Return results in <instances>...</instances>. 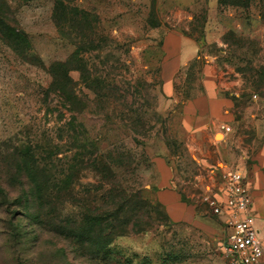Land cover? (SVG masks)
I'll list each match as a JSON object with an SVG mask.
<instances>
[{
  "label": "rangeland",
  "instance_id": "rangeland-1",
  "mask_svg": "<svg viewBox=\"0 0 264 264\" xmlns=\"http://www.w3.org/2000/svg\"><path fill=\"white\" fill-rule=\"evenodd\" d=\"M221 1L0 0V264H229L227 225L160 78L163 36L195 39L202 62L233 82L231 160L249 163L243 146L264 133L249 117L264 92V0ZM181 80L193 94L195 77ZM158 157L196 206L192 220L158 205ZM56 174L48 198L42 184Z\"/></svg>",
  "mask_w": 264,
  "mask_h": 264
},
{
  "label": "crops",
  "instance_id": "crops-1",
  "mask_svg": "<svg viewBox=\"0 0 264 264\" xmlns=\"http://www.w3.org/2000/svg\"><path fill=\"white\" fill-rule=\"evenodd\" d=\"M175 1L183 3V0ZM190 1L193 0H185V3ZM161 48L162 91L171 112L180 118L184 151L197 166L195 178L204 184L207 199L222 198L223 172L228 169L241 172L252 200L254 225L264 245V133L260 145L255 134L253 141L243 146L249 163L234 164L231 153L238 137L234 129L238 122L235 115L238 98L226 92L233 82L217 66L202 62L198 44L192 37L168 32L162 38ZM188 75L196 80L193 94H188L191 87L185 84L182 88L177 86L183 78V82H187ZM255 99L249 107L250 125L262 128L264 92ZM217 135L222 137L218 139ZM155 161L159 171L155 199L163 205L172 222L192 220L198 214L197 208L175 186L171 164L164 157H158ZM221 217L224 219V216Z\"/></svg>",
  "mask_w": 264,
  "mask_h": 264
},
{
  "label": "built area",
  "instance_id": "built-area-1",
  "mask_svg": "<svg viewBox=\"0 0 264 264\" xmlns=\"http://www.w3.org/2000/svg\"><path fill=\"white\" fill-rule=\"evenodd\" d=\"M221 190L223 197H210L207 205L212 214L224 216L228 228L223 254L229 264H264V245L254 225L252 200L241 172H223Z\"/></svg>",
  "mask_w": 264,
  "mask_h": 264
},
{
  "label": "trees",
  "instance_id": "trees-1",
  "mask_svg": "<svg viewBox=\"0 0 264 264\" xmlns=\"http://www.w3.org/2000/svg\"><path fill=\"white\" fill-rule=\"evenodd\" d=\"M222 2L223 1L218 0V3H222ZM66 77H67V75H66ZM20 152L21 153H19L18 156H20L21 159L23 158L22 161H25V162L28 161L29 164H34L35 163V160L33 158V154L30 151V148L28 149V148L24 147V149L22 151H20ZM59 182H61V177L58 174H56L55 176L53 175L52 179L50 180V182H48V184L46 182L44 184L41 183L42 185H44L42 187H45V195L48 198H50V197H52L54 195V191H55L54 187H56ZM33 191H35V190H33ZM33 191L30 190V192L28 194V199L30 197V194H32ZM157 203H158L159 206L163 207V205L161 203H159L158 201H157ZM166 216L168 217L167 213H166ZM168 219H169V217H168ZM108 235H109V233L106 232V233H104V235L102 234V237L99 238L98 241H96L95 245H99V246H95L96 248H95V250L93 252V257L99 256L105 250L107 245H109L111 243V238H109Z\"/></svg>",
  "mask_w": 264,
  "mask_h": 264
},
{
  "label": "bare ground",
  "instance_id": "bare-ground-1",
  "mask_svg": "<svg viewBox=\"0 0 264 264\" xmlns=\"http://www.w3.org/2000/svg\"><path fill=\"white\" fill-rule=\"evenodd\" d=\"M217 138H220V135H218Z\"/></svg>",
  "mask_w": 264,
  "mask_h": 264
}]
</instances>
